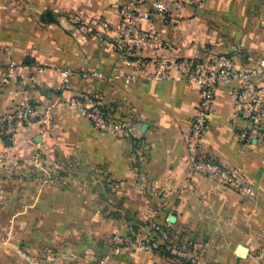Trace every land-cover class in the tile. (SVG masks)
Here are the masks:
<instances>
[{
    "label": "crops",
    "instance_id": "crops-1",
    "mask_svg": "<svg viewBox=\"0 0 264 264\" xmlns=\"http://www.w3.org/2000/svg\"><path fill=\"white\" fill-rule=\"evenodd\" d=\"M155 1L0 0V110L21 100L47 109L45 119L21 129L10 146L0 142V168L38 163L42 152L78 167L64 184L20 193L14 172L0 171L11 183H0V211L9 212L5 220L0 216V228L11 230L12 246L0 250V264H24L19 244L47 264H97L103 257L106 264H259L264 141L239 140L244 123L227 87L218 86L200 152L229 166L250 192L228 189L195 170L188 155L199 88L179 77L147 76L160 59L198 61L233 45L239 49L228 55L238 67L257 66L264 30L247 23L246 4L253 0H161L180 4L164 17L153 9ZM123 7L140 11V31L161 42L141 46L137 56L148 64L146 75L130 83L114 78L129 70L116 44ZM11 61L17 67L10 68ZM72 99L99 102L124 127L95 129ZM150 239L153 248L161 244L175 256L139 246ZM238 244L248 248L245 258L235 254Z\"/></svg>",
    "mask_w": 264,
    "mask_h": 264
},
{
    "label": "built area",
    "instance_id": "built-area-1",
    "mask_svg": "<svg viewBox=\"0 0 264 264\" xmlns=\"http://www.w3.org/2000/svg\"><path fill=\"white\" fill-rule=\"evenodd\" d=\"M174 7H180L179 2L158 0L153 3V9L163 17ZM142 16L140 11L128 7H123L120 11L116 44L120 60L129 70L115 74L114 78L120 77L125 83L134 82L141 75H146L148 64L137 56L141 46L161 47V42L155 34L140 31L138 22ZM152 64L154 71L147 75L150 79L158 81L179 77L200 90V100L193 109L187 140L188 155L194 169L208 176L218 177L228 189L241 194L250 192V188L229 166L214 162L209 158L203 159L200 154V143L211 114L215 90L220 85L227 87L232 98L235 116L244 123L238 131L239 140L242 142H249L253 139L264 141V59L260 60L257 66L245 69L238 67L232 56L227 54H214L198 61L169 62L160 59ZM9 67H17V65L11 61ZM2 71L3 68L0 66V74ZM60 73L66 75L68 72L64 70ZM69 103L78 107L91 125L99 131L116 133L124 127L118 118L113 117L107 108L103 110L102 104L97 101L89 104L81 99H72ZM46 115L47 109L31 100H21L9 110H0V142L5 144L7 140L13 141L21 129L40 122L45 119ZM7 157L8 154L5 153L4 158L7 159ZM139 246L144 250H153L149 241H143ZM120 250L119 245L114 248V252ZM17 253L23 259L24 264H47L23 249H18ZM106 262V257H103L98 260L97 264H106Z\"/></svg>",
    "mask_w": 264,
    "mask_h": 264
},
{
    "label": "rangeland",
    "instance_id": "rangeland-1",
    "mask_svg": "<svg viewBox=\"0 0 264 264\" xmlns=\"http://www.w3.org/2000/svg\"><path fill=\"white\" fill-rule=\"evenodd\" d=\"M248 8H246L247 13L249 15V19L247 23L248 25L253 26L256 30L257 29H263L264 30V0H253L251 3L246 4ZM122 9V8H121ZM264 33V31H263ZM235 42H239V38L241 36L237 35L234 37ZM264 38V35H263ZM235 43V44H236ZM264 43V39H263ZM239 49V46L233 45V48L229 51H214L208 54L206 57L214 55V54H230L233 55L235 50ZM42 157V160H40L38 163L34 164H23L18 166V168L11 169V167H5L0 168L1 170H7L8 172H14V175H16L17 179H14L13 187L15 189H19L17 193H20L22 189L27 190L31 188V186H38L39 184L42 185L44 183H47L51 186L53 185H61L69 181V173L74 169H77L78 167L75 166L74 163H72L68 159L64 158H58V157H51L47 156L44 152L39 154ZM30 165V166H29ZM230 168V167H229ZM1 174V173H0ZM0 183L3 185V188L11 187L7 183H5V179H0ZM123 212V211H122ZM121 212V213H122ZM9 212L6 211H0V216H2L3 220H5L6 215H8ZM111 213H117L120 212H111ZM3 228H0V250H9L11 244L9 242V235H11V230H5V226H2ZM17 247V248H16ZM16 252L18 249H22L21 244L18 246L16 245ZM27 249V247H26ZM260 259L259 264H264V245H261L260 249Z\"/></svg>",
    "mask_w": 264,
    "mask_h": 264
},
{
    "label": "trees",
    "instance_id": "trees-1",
    "mask_svg": "<svg viewBox=\"0 0 264 264\" xmlns=\"http://www.w3.org/2000/svg\"><path fill=\"white\" fill-rule=\"evenodd\" d=\"M102 108H103V110H106V107H104V106H102ZM200 153V152H199ZM202 156H203V159H208L207 158V156H205V155H203L202 153H200ZM214 162H217L216 160H214V159H212ZM223 164V163H222ZM225 165V164H224ZM225 166H227V165H225ZM154 242V240L153 239H150L149 240V243L150 244H152ZM161 247H163L161 244H158V245H155L154 246V248H153V250L155 251V252H157V253H159V254H162V255H165V256H175V254H173V253H171V251L170 250H166V251H163V250H161V249H163V248H161Z\"/></svg>",
    "mask_w": 264,
    "mask_h": 264
},
{
    "label": "water",
    "instance_id": "water-1",
    "mask_svg": "<svg viewBox=\"0 0 264 264\" xmlns=\"http://www.w3.org/2000/svg\"><path fill=\"white\" fill-rule=\"evenodd\" d=\"M7 146H10L12 144L11 140H7L5 143ZM173 217H171L170 219L172 220ZM248 248L243 245V244H238L236 249H235V254L240 257V258H245L248 254Z\"/></svg>",
    "mask_w": 264,
    "mask_h": 264
}]
</instances>
